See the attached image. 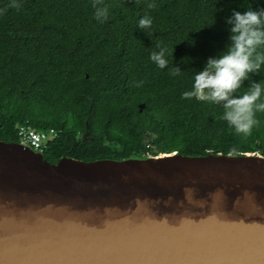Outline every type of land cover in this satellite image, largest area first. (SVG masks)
Returning <instances> with one entry per match:
<instances>
[{"label":"trees","instance_id":"1","mask_svg":"<svg viewBox=\"0 0 264 264\" xmlns=\"http://www.w3.org/2000/svg\"><path fill=\"white\" fill-rule=\"evenodd\" d=\"M249 6L264 8V0H0V140L20 141L19 125L55 129L46 151L54 163L63 156L264 154V111L254 110L245 136L222 119L224 101L185 95L208 60L227 51L226 17ZM145 18L151 26H140ZM160 52L163 66L151 59ZM255 84L262 103L264 65L233 96ZM88 127L93 140L75 144Z\"/></svg>","mask_w":264,"mask_h":264},{"label":"water","instance_id":"2","mask_svg":"<svg viewBox=\"0 0 264 264\" xmlns=\"http://www.w3.org/2000/svg\"><path fill=\"white\" fill-rule=\"evenodd\" d=\"M0 264H264V154L54 163L0 140Z\"/></svg>","mask_w":264,"mask_h":264},{"label":"clouds","instance_id":"3","mask_svg":"<svg viewBox=\"0 0 264 264\" xmlns=\"http://www.w3.org/2000/svg\"><path fill=\"white\" fill-rule=\"evenodd\" d=\"M107 9L100 10L96 15H105ZM230 26V44L226 52L219 58H210L203 71L196 73L192 80V89L186 96L197 99L224 101L222 119L237 134L247 136L256 124L254 110L264 111V102L256 103L262 93V85L255 84L253 89L242 96H233L241 87L248 74L264 65V8L249 6L244 11L233 10L226 17ZM150 19H141V27L151 26ZM164 52L153 54L151 59L163 66Z\"/></svg>","mask_w":264,"mask_h":264},{"label":"built area","instance_id":"4","mask_svg":"<svg viewBox=\"0 0 264 264\" xmlns=\"http://www.w3.org/2000/svg\"><path fill=\"white\" fill-rule=\"evenodd\" d=\"M17 129L20 142L45 154L50 144L59 136L55 129L39 131L30 125H19Z\"/></svg>","mask_w":264,"mask_h":264},{"label":"rangeland","instance_id":"5","mask_svg":"<svg viewBox=\"0 0 264 264\" xmlns=\"http://www.w3.org/2000/svg\"><path fill=\"white\" fill-rule=\"evenodd\" d=\"M145 143L147 144V147H152V148H154L155 146H154V144L152 143V140L151 139H145ZM254 153H257V154H263V152L262 151H258V152H254ZM162 154V153H161Z\"/></svg>","mask_w":264,"mask_h":264},{"label":"flooded vegetation","instance_id":"6","mask_svg":"<svg viewBox=\"0 0 264 264\" xmlns=\"http://www.w3.org/2000/svg\"><path fill=\"white\" fill-rule=\"evenodd\" d=\"M110 147H113V148H117L116 146H114V144L112 145L111 143L109 144Z\"/></svg>","mask_w":264,"mask_h":264}]
</instances>
